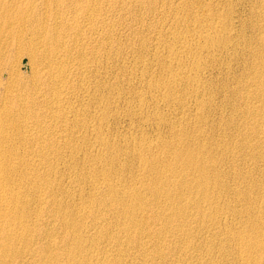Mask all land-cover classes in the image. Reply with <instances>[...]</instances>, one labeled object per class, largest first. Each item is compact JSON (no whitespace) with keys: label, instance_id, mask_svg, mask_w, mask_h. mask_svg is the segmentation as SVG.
Returning a JSON list of instances; mask_svg holds the SVG:
<instances>
[{"label":"bare ground","instance_id":"1","mask_svg":"<svg viewBox=\"0 0 264 264\" xmlns=\"http://www.w3.org/2000/svg\"><path fill=\"white\" fill-rule=\"evenodd\" d=\"M24 1L0 0L31 67L0 63V264H264V1L250 33L246 0H179L127 53L98 4Z\"/></svg>","mask_w":264,"mask_h":264},{"label":"rangeland","instance_id":"2","mask_svg":"<svg viewBox=\"0 0 264 264\" xmlns=\"http://www.w3.org/2000/svg\"><path fill=\"white\" fill-rule=\"evenodd\" d=\"M6 1H8V0H3V3H7ZM58 1H60L61 5H59V2H58V4L56 3L54 5L57 14L60 12L62 13L63 11L67 12L68 10H70V8H72L76 4H77V6L82 7V8H84L86 6L85 4H88V3L94 4V5L98 4L97 6L101 7L100 8L101 13H99L98 17H104L105 19H108V18L111 19V17L112 18L114 17L113 21L115 20L116 24H115V22H113L112 27L115 28L114 32H116V33H115V36L113 39L117 38L118 40L117 39L115 40V43H116V41H117V43L116 44L114 43L112 48L114 50H118L119 52H123V53L124 52L125 53L130 52V50H131V48H133V46L135 49L136 44H138L142 38H143L142 40H144V42L146 41L145 42L146 45H151L153 43L152 38H154L155 32L157 29H159V27L163 26L162 32L165 35L166 34L168 35V33L166 32V29L168 28V25L171 23L172 15H170V17L168 18L167 16H165L166 14H163L162 12L165 13V11H166L165 8L167 7V5H171V6L176 8L177 6L179 7V5H181L183 3L182 1L180 2L179 0H144L145 3H148L150 1L151 5H153L155 3L153 5L155 10H153L151 12L148 9H146L148 6L145 7V5H147V4H145L143 7H140V8L137 5L133 7L132 0H98V1H96V0H86V1L85 0H58ZM70 1H76V2H71L72 4L68 5ZM206 1L207 0H186V2L187 3L189 2L190 4L195 3V2L203 3ZM256 1L257 0H246L247 3H245V6L247 8H250V10H251L250 13H248L246 10L245 14H244L245 16H243L246 19V27H245L246 32L252 33L253 29L250 26V24H252L256 21L255 17H254L256 12L263 11L262 5H260L261 2L256 3ZM261 1H264V0H261ZM17 3L19 5V7H22V6H24L25 1L24 0H17ZM74 3H75V5H73ZM20 5H22V6H20ZM66 8H69V9H66ZM103 10H105V11H103ZM105 12H107V13H105ZM246 16H248L249 18ZM21 20H22V22H21ZM21 20L18 23H16L17 21L15 20L16 22L12 25L13 27L11 28V33H12V35H15L18 37V42H20L19 45L25 46L27 48L29 43L35 42V39L38 37V34L33 33L31 30H29L28 26H26L29 24L31 19L28 22L27 21L28 17L25 16L23 19L21 18ZM108 22H109V20H108ZM30 23H32V22H30ZM261 23H262V21L259 22V26L261 25ZM108 27H109V25H108ZM14 41L15 40H12L9 38V30L8 29H3L0 31V63H2L4 66L7 67V68L5 67L3 69L4 74H6L8 72V67L13 66L15 74L18 71L17 72V80H15V81L18 82V80H19L18 83L20 85H22V83L26 84L27 80L31 77V75H30L31 74V67L28 63L27 54L25 53V51H23L22 53L17 52L18 50L16 47H18V43L14 42ZM130 42H132L135 45H133ZM128 44L129 45L131 44L130 47L128 46ZM122 45H123V48H122ZM121 49H123V50L121 51ZM121 58H119V60ZM241 61H239L235 64H232L230 78L226 81V83H227L226 85H228V86H229V84H230V86L235 85V83H232L231 81H234L233 79H234L235 75L237 76L238 74L242 73V70L244 71L245 66H247L246 64H248L249 63L248 61H250V58L248 56H244V58ZM131 71H133V69ZM232 73H234V74H232ZM232 75H234V76H232ZM128 76L126 75L124 78L126 79ZM221 76L226 77L224 73H218V74L215 73L213 75V78H219ZM231 76L233 77V79ZM109 77L114 78L113 74L110 75ZM111 78H109V80H111ZM119 78H120V76H119ZM21 80H23V81H21ZM17 82H15V83H17ZM217 85H218V88L221 89V87L219 86L220 84H217ZM122 88L124 90H126L125 86ZM127 89H129V88L127 87ZM134 91H136V90H134ZM25 94L28 95V93H25ZM4 95H5V92L3 90V87L0 86V99H3ZM231 98L233 99L234 97L233 96L229 97V100L233 101V100H231ZM220 99H221V97L218 98V100H220ZM126 127H127L126 121H120L119 122L118 129L121 132L126 131ZM146 129L149 131L150 128L147 127ZM227 138H229V137H227Z\"/></svg>","mask_w":264,"mask_h":264}]
</instances>
